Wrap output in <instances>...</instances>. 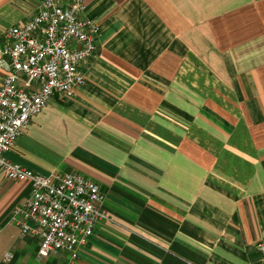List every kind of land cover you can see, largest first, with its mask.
<instances>
[{
    "label": "crops",
    "instance_id": "0c3cea01",
    "mask_svg": "<svg viewBox=\"0 0 264 264\" xmlns=\"http://www.w3.org/2000/svg\"><path fill=\"white\" fill-rule=\"evenodd\" d=\"M84 3L100 28L85 83L56 93L8 158L95 182L109 220L75 259L41 258L13 220L32 186L0 171V264H262L264 0ZM38 11L0 0V48Z\"/></svg>",
    "mask_w": 264,
    "mask_h": 264
},
{
    "label": "built area",
    "instance_id": "2783aa9c",
    "mask_svg": "<svg viewBox=\"0 0 264 264\" xmlns=\"http://www.w3.org/2000/svg\"><path fill=\"white\" fill-rule=\"evenodd\" d=\"M38 2V13L26 24L7 30L0 48L7 59L0 88V171L11 181L32 186L31 198L14 210L13 220L22 235L38 238L39 256L67 251L75 259L95 227L109 220L98 184L79 173L45 175L13 162L8 154L56 93L72 97L85 83L79 66L95 53L100 28L84 18V0ZM22 78L27 86H38L27 91ZM256 245L264 264V230Z\"/></svg>",
    "mask_w": 264,
    "mask_h": 264
}]
</instances>
